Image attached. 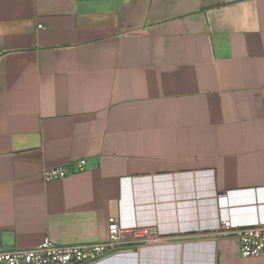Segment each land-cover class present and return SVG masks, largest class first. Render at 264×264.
I'll list each match as a JSON object with an SVG mask.
<instances>
[{
	"label": "crops",
	"instance_id": "crops-1",
	"mask_svg": "<svg viewBox=\"0 0 264 264\" xmlns=\"http://www.w3.org/2000/svg\"><path fill=\"white\" fill-rule=\"evenodd\" d=\"M222 216L264 223V0H0V247L115 217L160 238L101 264H264Z\"/></svg>",
	"mask_w": 264,
	"mask_h": 264
},
{
	"label": "built area",
	"instance_id": "built-area-1",
	"mask_svg": "<svg viewBox=\"0 0 264 264\" xmlns=\"http://www.w3.org/2000/svg\"><path fill=\"white\" fill-rule=\"evenodd\" d=\"M85 159L45 167L41 171L44 181L61 179L69 174L84 171ZM216 236H233L237 239L241 256H264V223L235 225L222 216ZM160 234L151 225L121 226L115 217H109L105 240L89 243L58 244L48 237L29 248L0 247V264H101L108 257L131 251L142 244L158 241Z\"/></svg>",
	"mask_w": 264,
	"mask_h": 264
}]
</instances>
